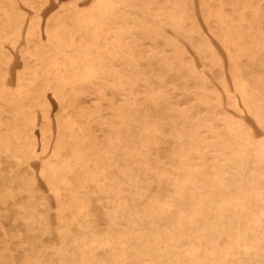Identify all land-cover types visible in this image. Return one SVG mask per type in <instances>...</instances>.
<instances>
[{
  "label": "bare ground",
  "instance_id": "1",
  "mask_svg": "<svg viewBox=\"0 0 264 264\" xmlns=\"http://www.w3.org/2000/svg\"><path fill=\"white\" fill-rule=\"evenodd\" d=\"M0 14V41L25 44L0 59V110L15 109L8 128L0 114V242L23 252L4 264H264V0H0Z\"/></svg>",
  "mask_w": 264,
  "mask_h": 264
},
{
  "label": "rangeland",
  "instance_id": "2",
  "mask_svg": "<svg viewBox=\"0 0 264 264\" xmlns=\"http://www.w3.org/2000/svg\"><path fill=\"white\" fill-rule=\"evenodd\" d=\"M18 1H20V2H22V0H18ZM34 4H35V6H37V7H40V6H42V5H46L47 7H51L53 4H55L56 3V0H31ZM58 2L59 3H61L64 7H67V6H69L70 5V2H71V0H58ZM197 3H198V1H197ZM199 4V3H198ZM197 10L199 11L198 13V15H199V20H200V23H201V26H202V29H203V31H204V33H205V35L209 38V40L214 44V46L217 48V50L219 51V53L223 56V59H224V61L226 62V64L224 65V68L226 69L225 70V72H227V73H229L228 72V65H227V55H226V53H225V50L221 47V43H220V41L218 40V39H216L215 38V36L213 35V33L211 32V30H210V28H209V26H208V24L205 22V20H204V18H203V16H202V13H201V9H200V7H199V5H198V8H197ZM60 12V11H59ZM30 13L31 14H29V15H31V16H33L34 14V10L33 9H31L30 10ZM5 18L3 17V15L2 14H0V21H3ZM2 36H6V34L4 35V33H2L1 34ZM177 37H178V39L181 41V44L186 48V50L187 51H189V53L191 54V56H192V58L195 60V62L197 63V65L200 67V62H199V58L197 57V55H195L194 53H192V51H191V46H190V44L187 42V41H185V39L183 38V37H179L178 35H176ZM41 38L42 39H44V41H46L47 40V38H48V36H47V34L44 32L43 34H42V36H41ZM227 46L228 47H230V45L227 43ZM2 47H4V48H6L7 50H9V52H11L12 51V53L15 55V57L17 56V54L19 53V50L20 49H24V47H25V44H24V42L23 41H21V42H19L18 44H17V48H18V51L16 50V51H13L12 50V44L9 42V41H7V40H4L3 39V41H0V59H1V51H2ZM17 59L15 58V59H13L12 60V64H13V66L15 65L18 69H19V72L20 73H23L24 75H25V77L27 78V80H33L34 79V77H32L31 76V74H30V71L29 70H24V64L21 62L19 65H18V62L19 61H16ZM36 63V60L34 59V58H31L30 60H28L27 61V64L29 65V66H34V64ZM0 67H2V66H0ZM200 69H201V67H200ZM10 78H9V84H10V86H12L14 89H16L17 88V86H18V83L14 80L15 78V74H16V71H13V69L12 70H10ZM10 79H12V81L10 80ZM11 81V82H10ZM43 84H44V81H43V78H39V79H37V80H35V85L37 86V87H42L43 86ZM212 84H213V87L215 88V89H217V90H220V86L215 82V81H212ZM51 95V96H50ZM45 98H47L48 99V101L51 103V105H53L52 107H51V115H52V117H54V118H52V122H51V128H52V132L51 133H48V135H47V137H46V139H45V142H46V144H48V148L50 149V150H53L54 149V147L56 146V144H57V140H58V132H57V130H56V125H57V123H58V121H57V117H61L62 116V112H61V107H60V105L59 104H57L56 102H55V99L52 97V94H51V92H50V90H48L46 93H45ZM85 101V100H84ZM2 103V102H1ZM84 103V102H83ZM224 103L226 104V106H227V100L224 98ZM85 105H86V103H84ZM88 108H89V105H86ZM1 112H0V114H1V116H3L2 118H3V120H4V122L7 124V125H4V127H3V129H5V128H8L7 126L8 125H13L14 124V120H13V117H14V111H15V109L14 108H12V107H1V110H0ZM4 112V113H3ZM40 113V114H39ZM64 115V114H63ZM241 115H243V117L244 118H246L245 119V121H248V119H247V117H246V115L245 114H241ZM41 118V119H40ZM37 120H38V123L39 124H41V122H43V117H42V113H41V111L38 109L37 110ZM54 121V122H53ZM92 126L93 127H95L94 129H93V131L96 133V135L97 136H99L101 133H100V131L98 130L99 128L97 127V125L96 124H92ZM42 129L41 128H36V130L34 131V133H36V136H37V138L40 140V141H42V137H41V131ZM102 137H100V139H101ZM42 146H43V144H41L40 143V145H39V147H40V149H42ZM52 146V147H51ZM42 156V155H41ZM32 161V164H33V167L35 168V170L37 171V172H39V170H40V168H41V160L40 159H32L31 160ZM39 183H40V188H41V190L44 192V194L46 195V196H48V199H49V203L54 207L55 205H54V200H53V198H52V195H51V193L47 190V186H46V184H45V181H44V179L43 178H41V177H39ZM24 195L23 194H19L18 195V193H17V198H22ZM10 211L12 212V213H15L16 212V208L15 207H13V206H11L10 208ZM1 212H2V206H0V214H1ZM50 218H51V222H54L55 223V220H56V217H55V214H54V210H52V212H51V216H50ZM0 222H3L4 224H6V223H8V221L7 220H5V219H0ZM18 223L20 224V227L19 228H21L22 230H24V227L22 226V220H19L18 221ZM4 229H6V230H8V232H9V227L8 226H5L4 227ZM26 238V237H25ZM2 239H3V235H2V233H0V241H2ZM18 244V243H17ZM11 247V249H12V251L10 252V251H6V250H4V248H6V247H8V246H6L4 243H2V242H0V257L2 258V260H0V264H4L5 263V261H7V259H9V257L10 256H14L17 260H20V259H22V256H23V252H22V250H21V247L20 246H18V245H10ZM8 262V261H7Z\"/></svg>",
  "mask_w": 264,
  "mask_h": 264
}]
</instances>
